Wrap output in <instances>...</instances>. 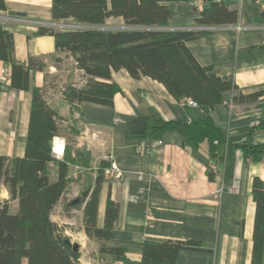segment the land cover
<instances>
[{
  "label": "crops",
  "instance_id": "0c3cea01",
  "mask_svg": "<svg viewBox=\"0 0 264 264\" xmlns=\"http://www.w3.org/2000/svg\"><path fill=\"white\" fill-rule=\"evenodd\" d=\"M6 1L9 10H0V21L13 33L14 59L26 62L29 56L46 55L42 70H30L27 89L9 86L10 63L0 60V155L21 157L31 88L51 80L59 84L76 81L79 76L70 58L64 61L67 70L54 65L51 35L34 34L37 22H53L50 0L43 14L13 9L16 0ZM196 1L201 8L206 6L205 0ZM222 1L237 10V21L215 26L186 42L198 63L231 76L235 85L223 92L222 103L207 112L223 136L213 150L206 139L195 142L185 131L186 123L206 114L202 108L188 104V98H174L162 83L148 76L134 78L124 68L113 70L111 80L118 87L113 105L84 102L81 113H72L66 101L50 91V102L59 113L78 120L76 146L86 140L92 158L108 157L121 168L120 178L101 182L97 225H103L109 192L118 205V218L108 244L124 247L130 259L140 258L144 243L179 239L196 240L201 246L179 250L176 264H250L254 218L250 188L254 176L264 180V156L252 161L242 144L250 142L264 149V128L252 132L251 127L256 117L264 119V97L238 103L233 94L264 91V0ZM166 5L171 12L170 28L199 26L191 1ZM105 22L125 27L120 16ZM159 119L178 124L153 129ZM138 146L148 149L136 152ZM1 190V199L8 198L6 188Z\"/></svg>",
  "mask_w": 264,
  "mask_h": 264
},
{
  "label": "trees",
  "instance_id": "16d2710c",
  "mask_svg": "<svg viewBox=\"0 0 264 264\" xmlns=\"http://www.w3.org/2000/svg\"><path fill=\"white\" fill-rule=\"evenodd\" d=\"M194 0H50L53 22L70 20L84 27L57 29L40 24L35 35H51L55 52L50 55L57 68L71 59L79 79L58 83L54 80L31 88V102L24 154L21 157L0 155V189L4 186L8 198H0V264H78L81 256L64 240L69 238L51 218L58 202L70 186L68 165L87 159L85 149L66 146L61 159L51 153V142L61 136L62 128H73L75 119L61 115L50 102L58 94L69 110L81 113L84 102L113 105L117 85L111 72L124 68L130 76H148L162 83L176 99L188 98L206 113L202 118L185 124L186 134L195 142L206 139L213 150L223 141L219 128L207 112L222 103L223 92L235 89L231 76L219 75L210 65H201L186 42L210 30L169 27L171 12L167 2ZM206 6L196 10V22L202 26L233 24L237 10L222 0H205ZM0 10H9L6 0H0ZM14 14L21 15V12ZM120 16L125 27H101L109 17ZM13 33L0 21V60L10 63L9 86L29 87L30 70H42L46 55L29 56L26 62L13 57ZM66 65V64H65ZM70 73V72H69ZM264 91L243 94L235 91L233 101L255 102ZM175 121L158 120L152 128H173ZM264 128L260 119L252 132ZM78 131H76L77 134ZM216 143V144H215ZM246 156L258 162L264 149L250 142L242 144ZM74 199L64 200L62 213L71 216L72 209L82 211L84 234L98 242L97 253L102 264H176L179 250L200 247L196 240L166 239L157 244L144 243L138 260L130 259L122 246L110 245L118 218V205L107 193L103 225H97V207L101 177L89 180ZM254 202L250 264H262L264 256V180L254 176L250 188ZM75 198V199H76ZM16 201L11 209L10 202ZM94 256L92 255V259Z\"/></svg>",
  "mask_w": 264,
  "mask_h": 264
},
{
  "label": "rangeland",
  "instance_id": "374dc122",
  "mask_svg": "<svg viewBox=\"0 0 264 264\" xmlns=\"http://www.w3.org/2000/svg\"><path fill=\"white\" fill-rule=\"evenodd\" d=\"M15 4L11 6L13 9H22V10H38V12L42 13L44 10H47L46 4L48 0H16ZM43 10V11H42ZM30 21L31 18H25ZM38 25L44 24L42 22H37ZM54 28L57 29H74V28H82L84 27L81 24H76L70 20L51 22L50 24ZM101 27L104 28H117L115 26H110L108 22H105ZM66 63H63L62 67L65 68ZM75 119V118H74ZM73 128L70 130L69 128H62L61 136L65 140V148L66 146H71L73 148L86 149L85 145L86 140H82V144L80 147L76 146L77 137L80 135V130L78 126V120L70 122ZM76 131L77 134H76ZM89 152V150H88ZM110 159L108 157L105 158H92L90 152L87 159H82L77 162L70 163L68 165V176H70L71 182L69 189L66 194L62 198L60 202L55 206L51 218L59 225L62 229V233L70 238V240L74 243H78L80 258L78 264H102V260L100 259L97 253L98 242L94 239L88 238L81 227L82 221V211L80 208L72 209L71 216H66L62 213V204L64 200L75 199L81 192L82 188L85 187L89 180H94L97 176L101 177V182L113 180L110 178H106L104 176L103 170L109 166ZM3 186L1 187V189ZM2 190L0 191V198L2 197ZM11 209L15 208V203H10ZM92 255L94 258L92 259ZM24 264V260L22 262Z\"/></svg>",
  "mask_w": 264,
  "mask_h": 264
},
{
  "label": "built area",
  "instance_id": "2783aa9c",
  "mask_svg": "<svg viewBox=\"0 0 264 264\" xmlns=\"http://www.w3.org/2000/svg\"><path fill=\"white\" fill-rule=\"evenodd\" d=\"M192 3L194 5V7L196 8V10H199L201 8L200 2L194 0ZM21 18L24 19L23 17H21ZM21 18H18V19H21ZM213 28H215V26L199 25V26H196L194 29L213 30ZM5 78H6V75L3 76L2 80H5ZM187 102L190 105H194V106L197 105L193 100H190V99H188ZM259 121H260V118L256 117L252 121L251 127L256 128L259 125ZM147 149H148V147L138 146L136 148V152H140L142 150H147ZM64 152H65V140H64V138L60 137V136H55L51 142V153H52V155L57 159H61L64 155ZM103 173H104V176L106 178H110V179H117V178H120L122 176V171H121L120 166L115 161H112V160L110 161L109 166L103 170ZM229 190L233 191V189H231V188H229Z\"/></svg>",
  "mask_w": 264,
  "mask_h": 264
},
{
  "label": "water",
  "instance_id": "95a60500",
  "mask_svg": "<svg viewBox=\"0 0 264 264\" xmlns=\"http://www.w3.org/2000/svg\"><path fill=\"white\" fill-rule=\"evenodd\" d=\"M78 199L76 198V199H74L73 201L75 202V201H77ZM64 242L67 244V245H69V246H72V248L74 249V250H76L77 249V247H78V243H73L71 240H70V238H66L65 240H64Z\"/></svg>",
  "mask_w": 264,
  "mask_h": 264
}]
</instances>
